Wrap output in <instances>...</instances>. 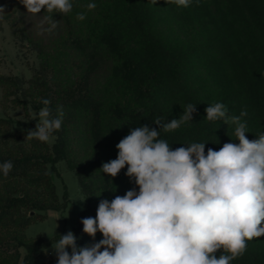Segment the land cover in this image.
<instances>
[{"label":"trees","instance_id":"16d2710c","mask_svg":"<svg viewBox=\"0 0 264 264\" xmlns=\"http://www.w3.org/2000/svg\"><path fill=\"white\" fill-rule=\"evenodd\" d=\"M89 2L97 7L88 10ZM72 4L71 12L53 14L58 26L44 32L43 10L33 15L19 0H0L5 9L0 23L9 24L39 60L22 90L26 103L40 110L48 99L53 115L58 106L64 111L51 146L25 140L31 127L14 128L0 117V163H13L7 177L0 173V264H50L49 244L26 238L25 230L44 221L43 212L58 208L51 178L60 161L86 198L72 229L82 247L93 243L83 233L82 218L95 217L101 199L138 191L125 175L127 166L115 178L100 170L116 159V145L131 128L147 124L159 130L156 118L178 119L191 103L197 109L193 121L161 131L159 138L173 149L204 142L206 153L219 150L224 143H239L234 125L206 119L205 108L220 102L229 115L247 111L242 121L249 140L264 133V0H192L187 8L165 0ZM78 13L86 18L77 19ZM19 85L18 79L0 75L3 102L25 108L13 98ZM102 238L97 232L95 241ZM230 264H264V236L247 241L245 253Z\"/></svg>","mask_w":264,"mask_h":264},{"label":"clouds","instance_id":"9594fccd","mask_svg":"<svg viewBox=\"0 0 264 264\" xmlns=\"http://www.w3.org/2000/svg\"><path fill=\"white\" fill-rule=\"evenodd\" d=\"M19 2L27 13H47L41 19L44 32L57 28L53 14L73 8L72 0ZM165 2L187 8L192 0ZM86 7L94 10L97 5L89 2ZM4 14L0 5V20ZM85 18V13L77 14V19ZM41 103L39 122L27 130L25 140L48 142L62 127L63 107L53 115L51 101ZM196 111L189 103L178 119L156 118L153 123L159 130L147 124L134 127L117 143L116 159L103 163L100 170L115 178L127 166L125 175L138 191L130 189L111 201L101 199L96 216L82 218L83 233L93 243L78 246L71 230L60 235L52 244L57 264H230L245 253L247 241L264 236V133L249 140L242 121L247 111L229 115L226 105L217 102L205 108L206 119L234 125L238 144L224 143L206 153L204 142L173 149L159 138L161 131L173 132L193 121ZM12 169L11 161L0 163L5 177ZM97 232L103 237L98 242Z\"/></svg>","mask_w":264,"mask_h":264},{"label":"rangeland","instance_id":"374dc122","mask_svg":"<svg viewBox=\"0 0 264 264\" xmlns=\"http://www.w3.org/2000/svg\"><path fill=\"white\" fill-rule=\"evenodd\" d=\"M39 60L35 49L25 41L15 36L9 24L0 23V75L12 77L19 80L20 88L13 97L16 101L21 100L25 105L15 106L12 102H3L0 89V117L11 120L14 128L31 127L35 129L39 118V110L34 109L23 96L22 90L28 87L33 72L38 69ZM36 118L33 119V118ZM52 136L47 142L49 146L54 143ZM52 173V182L58 198V208L43 212L45 219L42 222L30 224L25 230L28 239L41 238L48 243V258L50 264H57V258L52 249L53 237L58 234L67 233L76 226L79 214L85 209V201L80 192L73 172L62 161L55 164ZM23 252L21 253V256Z\"/></svg>","mask_w":264,"mask_h":264}]
</instances>
